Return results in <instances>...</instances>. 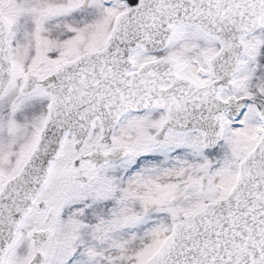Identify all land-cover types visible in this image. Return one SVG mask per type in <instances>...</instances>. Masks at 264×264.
I'll list each match as a JSON object with an SVG mask.
<instances>
[{
  "label": "snow or ice",
  "instance_id": "obj_1",
  "mask_svg": "<svg viewBox=\"0 0 264 264\" xmlns=\"http://www.w3.org/2000/svg\"><path fill=\"white\" fill-rule=\"evenodd\" d=\"M0 264H264V0H0Z\"/></svg>",
  "mask_w": 264,
  "mask_h": 264
}]
</instances>
